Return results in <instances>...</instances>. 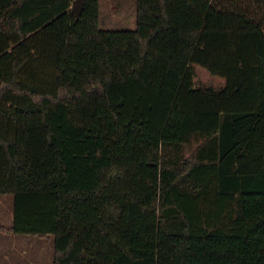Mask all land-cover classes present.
Listing matches in <instances>:
<instances>
[{
	"label": "trees",
	"instance_id": "obj_1",
	"mask_svg": "<svg viewBox=\"0 0 264 264\" xmlns=\"http://www.w3.org/2000/svg\"><path fill=\"white\" fill-rule=\"evenodd\" d=\"M73 1L0 0V232L54 264H264V0H137L134 29Z\"/></svg>",
	"mask_w": 264,
	"mask_h": 264
},
{
	"label": "rangeland",
	"instance_id": "obj_2",
	"mask_svg": "<svg viewBox=\"0 0 264 264\" xmlns=\"http://www.w3.org/2000/svg\"><path fill=\"white\" fill-rule=\"evenodd\" d=\"M242 3L261 13L263 7L258 0H242ZM101 25L111 29H134L137 27V0H101ZM195 86H212L219 89L225 83L221 76L212 74L200 64H193ZM183 149L182 154L190 155L195 146ZM5 197L0 224L8 225L11 208L14 206L12 193ZM8 199V201H7ZM3 200V199H2ZM54 235L41 238L35 235L0 232V264H54Z\"/></svg>",
	"mask_w": 264,
	"mask_h": 264
},
{
	"label": "water",
	"instance_id": "obj_3",
	"mask_svg": "<svg viewBox=\"0 0 264 264\" xmlns=\"http://www.w3.org/2000/svg\"><path fill=\"white\" fill-rule=\"evenodd\" d=\"M84 4H85V0H74L73 1L72 11L77 15V17H80Z\"/></svg>",
	"mask_w": 264,
	"mask_h": 264
},
{
	"label": "crops",
	"instance_id": "obj_4",
	"mask_svg": "<svg viewBox=\"0 0 264 264\" xmlns=\"http://www.w3.org/2000/svg\"><path fill=\"white\" fill-rule=\"evenodd\" d=\"M5 201H6L5 197H0V216H2L1 213H2V211L4 209V202ZM7 201H8V199H7ZM13 219H14V213H13V210L11 208V214H10V218H9L7 227H10L13 224ZM0 225H3V224H0ZM4 226H6V225H4Z\"/></svg>",
	"mask_w": 264,
	"mask_h": 264
}]
</instances>
